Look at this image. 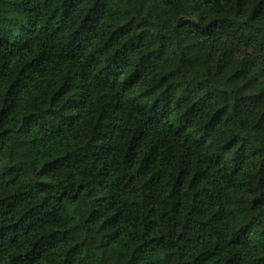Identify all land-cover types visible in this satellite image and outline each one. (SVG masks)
<instances>
[{"label":"trees","instance_id":"1","mask_svg":"<svg viewBox=\"0 0 264 264\" xmlns=\"http://www.w3.org/2000/svg\"><path fill=\"white\" fill-rule=\"evenodd\" d=\"M0 264H264V0H0Z\"/></svg>","mask_w":264,"mask_h":264}]
</instances>
